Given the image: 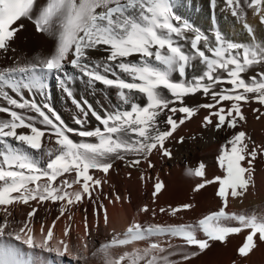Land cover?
Masks as SVG:
<instances>
[{
	"label": "snow or ice",
	"instance_id": "snow-or-ice-1",
	"mask_svg": "<svg viewBox=\"0 0 264 264\" xmlns=\"http://www.w3.org/2000/svg\"><path fill=\"white\" fill-rule=\"evenodd\" d=\"M225 2L248 33L247 41L229 39L218 26L210 38L177 14L175 0H45L43 5L39 0H0V51L10 50L24 28L18 23L22 18L32 21L37 32L55 38L50 54L0 68V264H63L66 257L82 264L89 254L100 264H192L233 234L247 233L238 248L241 257L264 244V214L228 210L230 198L243 197L255 185V161L264 156V144L257 145L243 128L245 105L255 101L264 106V71L248 75L257 66L264 68V40L247 23L245 6L264 25V0ZM93 53L101 55L94 58ZM69 66L79 75L69 72ZM78 80L89 92L105 94L111 107L102 103L97 108L88 99H78ZM56 85L74 106L75 126L51 104ZM197 95L209 102L187 103ZM201 109L208 111L202 127L233 132L216 157L222 174L207 178L202 161L185 172L198 179L194 193L216 186L222 201L218 210L192 223L133 221L122 233L113 229L94 250L86 239L74 249L70 225L57 237L56 220L38 232L34 229L35 216L49 204H59L58 220L72 206L95 202L116 161L130 168L142 163L155 168L154 152L162 159L173 158L168 143H184L185 137L174 134ZM253 111L256 119L264 117L261 108ZM92 119L97 126L89 128ZM165 187L157 177L153 202ZM121 199L117 195L112 202ZM17 205L30 211L14 226L12 209ZM194 208L193 203H183L160 207L159 212L175 217ZM139 211L156 215L147 204ZM103 220L108 225L106 207ZM85 229L90 236L87 223ZM162 237L182 243L164 245ZM139 241L149 243L142 250L114 251Z\"/></svg>",
	"mask_w": 264,
	"mask_h": 264
},
{
	"label": "bare ground",
	"instance_id": "bare-ground-1",
	"mask_svg": "<svg viewBox=\"0 0 264 264\" xmlns=\"http://www.w3.org/2000/svg\"><path fill=\"white\" fill-rule=\"evenodd\" d=\"M43 5L45 0H39ZM177 14L194 21V24L203 30L210 38L214 36L215 28L218 26L224 34L234 41L244 42L248 40V33L243 28L240 21L231 15L225 0H175ZM185 7V12H179V6ZM247 12V23L252 25L255 35L260 40H264V25L259 21V17L254 14L252 9L245 6ZM203 13L206 18L201 20L200 14ZM18 23H23L24 28L18 32L15 41L11 44L10 50L7 52L0 51V68L14 66L16 63L26 59H32L40 55H48L55 49V38L47 34L36 31L34 23L28 19L22 18ZM187 47V44H185ZM100 53H93L96 58ZM68 71L79 75L78 71L71 66ZM264 71V68L257 66L248 73L249 76L254 72ZM191 74H197L191 72ZM55 84V81H52ZM78 99H88L94 103V106L100 108L103 103L105 106L111 107L109 101L104 98L105 94L100 92H89L83 83L79 80L74 85ZM102 88V85H98ZM25 96L30 97L31 94L25 91ZM38 102L42 98L36 97ZM50 101L53 107L62 115L70 126H75L72 116L74 114V106L66 99L65 94L56 85L51 89ZM143 103V99L140 101ZM209 98L197 95L194 100L189 99L187 103H207ZM0 103H3L0 101ZM264 106L259 105L255 101L245 105L244 112L247 116V122L243 124L244 130L248 132L252 140L257 144H264V117L256 119L257 113L253 109ZM208 114L207 110L201 109L199 114L182 125L174 134L175 138L185 137L183 144L176 142V139L168 143L174 153L173 158L162 159L158 153H153L151 160L155 164V168H148L146 163H142L138 168H130L126 166L125 161H116L114 170L110 171L107 182L103 186V194L95 197V202L85 200L83 203L72 206L64 216H59V204H49L38 211L33 220L34 229L38 232L43 225L45 228L50 226L53 220H56L54 229L57 237H62L65 227L71 226V245H81L85 236V223L88 225V231L94 237L99 234L101 228L113 232H123L127 226L133 221L147 224H178L192 223L207 214L210 211L218 210L222 206V201L216 195L217 188L214 185H208L199 193L192 191L197 178H190L185 175L186 169L195 168L199 162L207 165V178L222 174V169L217 165L216 157L219 154L221 145L229 138L233 132L215 131L211 128L202 127V120ZM177 116L180 114L177 113ZM97 126L95 119H92L88 125L89 128ZM79 141L80 137H73ZM44 166V161H40ZM131 172V176L128 173ZM98 176L102 175L97 173ZM144 176V180L141 176ZM163 180L166 187L161 194L153 202L152 190L156 178ZM71 179L72 177H68ZM103 178V177H102ZM78 187V186H75ZM119 195L121 201H116L115 197ZM34 203V202H32ZM183 203H193L194 209L183 211L173 217L165 213H160L159 208H167L169 205L177 206ZM147 204L149 208L156 210V215L151 213H142L139 208ZM106 207L109 214V223L105 225L103 220V207ZM237 213L250 212L255 210L257 213L264 214V156H260L255 161V185L251 187L243 197L230 198L229 209ZM30 211L29 206L17 205L12 209V218L15 225H19L20 221L25 220L27 212ZM99 211V215H97ZM3 213H0V219ZM246 231L240 234H233L226 243H215L214 246L206 253L192 261V264H264V244H260L257 249L247 257H241L238 254V248L242 245L246 237ZM76 239V241H75ZM86 239V238H85ZM88 239V238H87ZM86 239V240H87ZM160 242L164 245L171 242L173 245H180L181 240L177 238H160ZM149 242L139 241L131 245L115 249L116 252L132 251L134 249H144ZM90 244V243H89ZM79 247V246H78ZM89 249H91L89 247ZM173 259H179L178 256ZM90 260V259H89ZM90 264H100L97 258L89 261ZM88 263V264H89ZM63 264H77L72 257H66ZM83 264V262H82Z\"/></svg>",
	"mask_w": 264,
	"mask_h": 264
},
{
	"label": "rangeland",
	"instance_id": "rangeland-1",
	"mask_svg": "<svg viewBox=\"0 0 264 264\" xmlns=\"http://www.w3.org/2000/svg\"><path fill=\"white\" fill-rule=\"evenodd\" d=\"M179 12L180 13L181 12H185V7L182 4H180V6H179ZM194 14L195 15L196 14H200L201 20L202 21L206 20V18L204 17V14L203 13H199V12L197 13V11L196 12L194 11L193 14L190 13V15L193 16V18H194L193 20H195V15ZM192 22L194 23V21H192ZM99 231H100L99 234L95 235L94 237L92 235H90V236H87V237L83 238L84 240H85V238L86 239L88 238L87 239V243H88L89 247L91 248V250H94L95 247L98 246V242H104L107 239H109L110 236H111V231L107 230L106 228H101ZM75 241H76V239H75ZM80 247H81V245H78V244L75 246V248H78V249H80ZM89 259L92 260L94 258H92L90 256V254H89ZM90 260H88L87 262H83V264H88Z\"/></svg>",
	"mask_w": 264,
	"mask_h": 264
}]
</instances>
